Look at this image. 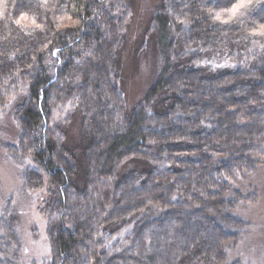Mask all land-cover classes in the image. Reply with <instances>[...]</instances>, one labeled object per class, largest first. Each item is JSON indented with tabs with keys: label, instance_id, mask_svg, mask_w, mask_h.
<instances>
[{
	"label": "trees",
	"instance_id": "obj_1",
	"mask_svg": "<svg viewBox=\"0 0 264 264\" xmlns=\"http://www.w3.org/2000/svg\"><path fill=\"white\" fill-rule=\"evenodd\" d=\"M235 3L161 0L144 33L158 70L128 111L133 0H0V118L18 132L0 147L18 192L40 197V264H243L228 253L253 227L237 209L257 198L236 186L264 162V0L229 17ZM22 249L11 196L0 264H26Z\"/></svg>",
	"mask_w": 264,
	"mask_h": 264
},
{
	"label": "rangeland",
	"instance_id": "obj_2",
	"mask_svg": "<svg viewBox=\"0 0 264 264\" xmlns=\"http://www.w3.org/2000/svg\"><path fill=\"white\" fill-rule=\"evenodd\" d=\"M161 0H133L134 14L127 34L125 54L122 58V80L120 89L127 110L130 111L145 96L158 70V55L152 43H144V33L153 12ZM144 43V44H143ZM80 121L76 117L66 127L70 149L80 143ZM18 136L11 115L0 118V142L14 144ZM0 147V209L9 197H13L19 235L22 240V260L26 264H40L49 259L50 249L46 238L43 218L37 212L39 202L32 194L18 192L20 169L6 156ZM128 166L125 172L133 170ZM139 169L142 168L138 167ZM252 185L257 198L252 197L249 205L237 209L238 215L252 224V230L243 238L237 248L229 251V262L240 260L243 264H264V162L247 181H240L236 187ZM244 191V190H243ZM242 192V191H240ZM250 193V191H247ZM243 193V192H242ZM245 193V192H244ZM243 195H246L244 194ZM40 198V197H38Z\"/></svg>",
	"mask_w": 264,
	"mask_h": 264
},
{
	"label": "snow or ice",
	"instance_id": "obj_3",
	"mask_svg": "<svg viewBox=\"0 0 264 264\" xmlns=\"http://www.w3.org/2000/svg\"><path fill=\"white\" fill-rule=\"evenodd\" d=\"M251 0H237V3L233 4L232 7L230 9H225L224 12H227L229 14V17H234L236 16L239 11L243 8H246L249 4H250ZM224 13H217L215 18L217 20H221V17ZM222 22H226V21H222ZM262 34H264V32H262Z\"/></svg>",
	"mask_w": 264,
	"mask_h": 264
}]
</instances>
